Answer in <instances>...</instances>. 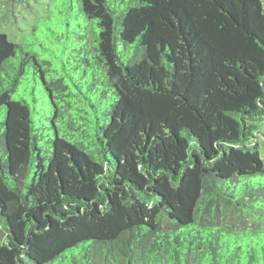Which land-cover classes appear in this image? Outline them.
I'll list each match as a JSON object with an SVG mask.
<instances>
[{"label":"trees","instance_id":"16d2710c","mask_svg":"<svg viewBox=\"0 0 264 264\" xmlns=\"http://www.w3.org/2000/svg\"><path fill=\"white\" fill-rule=\"evenodd\" d=\"M45 1L0 32V264H264L261 1Z\"/></svg>","mask_w":264,"mask_h":264},{"label":"rangeland","instance_id":"374dc122","mask_svg":"<svg viewBox=\"0 0 264 264\" xmlns=\"http://www.w3.org/2000/svg\"><path fill=\"white\" fill-rule=\"evenodd\" d=\"M39 1L46 3L45 0ZM260 1L264 7V0ZM27 2L36 5L35 0H24V3L17 0H0V32L5 33L10 42L20 44L29 41L27 26L33 17L25 7ZM259 153L264 161V139L259 141Z\"/></svg>","mask_w":264,"mask_h":264}]
</instances>
